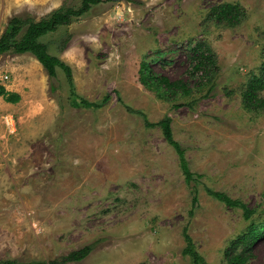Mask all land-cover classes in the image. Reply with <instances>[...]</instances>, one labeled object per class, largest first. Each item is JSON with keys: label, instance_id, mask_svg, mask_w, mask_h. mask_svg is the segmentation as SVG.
Wrapping results in <instances>:
<instances>
[{"label": "rangeland", "instance_id": "1", "mask_svg": "<svg viewBox=\"0 0 264 264\" xmlns=\"http://www.w3.org/2000/svg\"><path fill=\"white\" fill-rule=\"evenodd\" d=\"M80 3L0 0V36L15 16L39 21ZM226 3L241 8L234 25L212 16ZM40 42L70 67L79 98L108 100L77 108L62 71L49 78L30 54L0 55V85L21 94L10 107L0 98V260L60 263L90 246L65 264H192L182 254L187 227L205 264L241 253L245 264H264V236L246 250L239 242L250 222L264 223V107L247 110L242 98L264 69V0H105ZM200 42L216 60L204 87L189 74ZM142 62L190 94L165 99L144 87ZM127 108L150 123L170 118L191 172L202 176L194 208L161 130ZM207 190L253 214L244 219Z\"/></svg>", "mask_w": 264, "mask_h": 264}, {"label": "trees", "instance_id": "2", "mask_svg": "<svg viewBox=\"0 0 264 264\" xmlns=\"http://www.w3.org/2000/svg\"><path fill=\"white\" fill-rule=\"evenodd\" d=\"M104 1L105 0H81L78 8L61 7L52 12L47 18L39 21H34L30 17L22 18L15 16L11 18L7 24L5 32L0 36V55L8 52L19 55L30 54L42 66L49 78H55L57 76V70L62 71L70 90L69 97L73 105L77 108L92 110L100 109L108 98L105 97L101 103L88 102L79 98L74 91L70 67L57 57L51 56L47 51V47L40 42V39L49 33L56 32L59 27L69 26L74 20H77L87 13L91 7L97 6ZM211 13L217 22L226 23L228 25H234L237 23L242 15L239 5L229 3L214 7ZM190 55L192 67L189 74L191 77H197V86L204 87L211 85L216 72V60L211 49L205 43L200 42L190 48ZM139 81L144 87L156 90L161 98L172 99L179 93L185 96L190 94V89L185 82L181 80L171 81L165 76L153 75L147 62H142L141 64ZM208 90H210V88ZM263 90L264 69L262 77L253 76L247 82L242 96L244 107L247 110L257 111L264 107V101L259 97V93ZM0 97L4 102L10 104H16L21 99L19 94L7 91L2 85H0ZM127 109L130 113L142 117L146 128L157 127L161 130L165 142L173 149L178 158L179 168L183 175L184 182L189 188L191 204L194 208L197 204L195 184L200 181L202 176L191 172L186 159L185 149L182 148L180 143L173 137L170 118H164L157 123H150L143 113L134 111L130 108ZM207 193L226 207L241 209L244 219L246 220H248L253 214V212L248 210L243 203L231 199L225 193L214 192L212 190H207ZM187 231V227H184L182 230L185 243L182 254L187 256L192 264H205L203 258L196 251L194 243ZM263 236L264 223L254 225L250 222L246 228V232L239 239V242L242 244L243 249L246 250ZM90 250V246H85L80 250L71 252L63 258L60 263L57 261L49 263H21L16 260H0V264H65L68 262H79L87 257ZM246 261V257L243 256L242 253L239 255L226 254L227 264H245Z\"/></svg>", "mask_w": 264, "mask_h": 264}, {"label": "crops", "instance_id": "3", "mask_svg": "<svg viewBox=\"0 0 264 264\" xmlns=\"http://www.w3.org/2000/svg\"><path fill=\"white\" fill-rule=\"evenodd\" d=\"M7 91H14V93H17V94H19L20 96H21V94L17 91V90H10V89H8L7 87H4ZM1 98V97H0ZM3 100V99H2ZM20 101H21V99H20ZM19 101V102H20ZM19 102L18 103H16V104H10V103H6V105H7V107H10V106H15V105H18L19 104Z\"/></svg>", "mask_w": 264, "mask_h": 264}, {"label": "built area", "instance_id": "4", "mask_svg": "<svg viewBox=\"0 0 264 264\" xmlns=\"http://www.w3.org/2000/svg\"><path fill=\"white\" fill-rule=\"evenodd\" d=\"M8 79H9L8 76H3V77H2V82H3V83H4V82H8ZM6 119H7V118H6ZM8 121H9V120L7 119V121H5V122L8 123Z\"/></svg>", "mask_w": 264, "mask_h": 264}, {"label": "water", "instance_id": "5", "mask_svg": "<svg viewBox=\"0 0 264 264\" xmlns=\"http://www.w3.org/2000/svg\"><path fill=\"white\" fill-rule=\"evenodd\" d=\"M113 1H119V0H113Z\"/></svg>", "mask_w": 264, "mask_h": 264}]
</instances>
